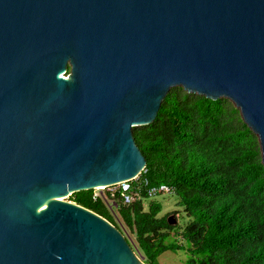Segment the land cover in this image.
I'll use <instances>...</instances> for the list:
<instances>
[{
  "label": "water",
  "instance_id": "obj_1",
  "mask_svg": "<svg viewBox=\"0 0 264 264\" xmlns=\"http://www.w3.org/2000/svg\"><path fill=\"white\" fill-rule=\"evenodd\" d=\"M175 86L231 99L264 164V0H0V264H147L61 197L136 178Z\"/></svg>",
  "mask_w": 264,
  "mask_h": 264
},
{
  "label": "trees",
  "instance_id": "obj_2",
  "mask_svg": "<svg viewBox=\"0 0 264 264\" xmlns=\"http://www.w3.org/2000/svg\"><path fill=\"white\" fill-rule=\"evenodd\" d=\"M70 70V69H69ZM146 156L132 179L127 203L120 185L71 194V201L121 229L147 264L167 251L186 255L185 264H264V164L259 136L235 103L172 87L154 121L133 127ZM165 184L181 210L161 215L150 189Z\"/></svg>",
  "mask_w": 264,
  "mask_h": 264
},
{
  "label": "rangeland",
  "instance_id": "obj_3",
  "mask_svg": "<svg viewBox=\"0 0 264 264\" xmlns=\"http://www.w3.org/2000/svg\"><path fill=\"white\" fill-rule=\"evenodd\" d=\"M69 71L70 70H67L64 75L69 76ZM104 189L105 188L96 189V192L103 193ZM70 196H63V199L71 201ZM154 198L160 201L163 205V211L161 212V215H165L167 213L172 214V212L175 210H181L182 212L179 219L180 223L184 225L186 222H188L189 219L183 212V207L179 205V198L175 193L166 192L161 195L155 196ZM159 260L160 264H185L186 255L183 251H178L177 253L167 251L160 256Z\"/></svg>",
  "mask_w": 264,
  "mask_h": 264
},
{
  "label": "built area",
  "instance_id": "obj_4",
  "mask_svg": "<svg viewBox=\"0 0 264 264\" xmlns=\"http://www.w3.org/2000/svg\"><path fill=\"white\" fill-rule=\"evenodd\" d=\"M118 184L120 185V188L122 190V194L124 196L125 202H127V203L131 202L136 196V193H134L132 190V179L119 182ZM115 185H117V184H115ZM103 188H105V187L103 186L101 188H95V190L96 189H103ZM159 191L170 192L171 190L167 185L162 184L159 187L151 188L150 189V195H156L157 192H159ZM100 194H102V193H98L95 191V196L100 195Z\"/></svg>",
  "mask_w": 264,
  "mask_h": 264
},
{
  "label": "bare ground",
  "instance_id": "obj_5",
  "mask_svg": "<svg viewBox=\"0 0 264 264\" xmlns=\"http://www.w3.org/2000/svg\"><path fill=\"white\" fill-rule=\"evenodd\" d=\"M101 187H103V186H99V187H97V188H101ZM62 199H63V197H61Z\"/></svg>",
  "mask_w": 264,
  "mask_h": 264
}]
</instances>
